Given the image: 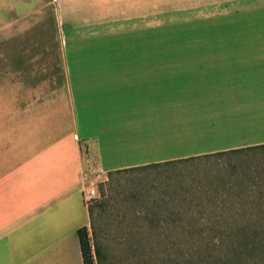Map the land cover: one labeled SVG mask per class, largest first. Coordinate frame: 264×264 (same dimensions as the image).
Returning a JSON list of instances; mask_svg holds the SVG:
<instances>
[{"label":"crops","instance_id":"crops-1","mask_svg":"<svg viewBox=\"0 0 264 264\" xmlns=\"http://www.w3.org/2000/svg\"><path fill=\"white\" fill-rule=\"evenodd\" d=\"M89 1L0 0V264H82L77 229L89 226L83 189L93 170L264 143L233 145L220 135L195 152H140L145 134L166 125L167 102L156 107L152 129L148 94L168 90V65L153 69L152 53L136 46L107 51L118 39L68 15ZM191 1V66L179 70L192 72L194 134L223 130L233 107L263 119L264 0ZM102 3L118 14L120 34L133 31L135 0ZM96 45L99 58L90 51ZM122 156L152 159L114 162Z\"/></svg>","mask_w":264,"mask_h":264},{"label":"rangeland","instance_id":"rangeland-1","mask_svg":"<svg viewBox=\"0 0 264 264\" xmlns=\"http://www.w3.org/2000/svg\"><path fill=\"white\" fill-rule=\"evenodd\" d=\"M102 1L91 0L81 11L68 15L78 22L87 19L92 26L97 24L89 30L94 35L103 26L106 34L118 39L107 51L131 52L136 46L137 51L152 53L153 69L168 65V90L148 94V103L153 106L152 129L158 125L156 107L163 103H168L167 117L163 118L167 126L155 130L163 129L162 133L145 134L140 152H195L219 144L220 135L233 145L264 138V118L251 121L245 109L246 115H241L236 107L232 108L233 121L223 130L194 134L192 72L179 70L191 66L184 61L193 52L195 36L191 0H135L136 17L129 20L133 31L123 34L118 14L104 12ZM91 50L99 58L103 48L96 45ZM100 61L96 58L91 65L95 68ZM97 172L93 170L89 178L94 181L97 197L86 205L92 210L88 235L100 252L99 264H183L186 256L194 264L198 247L206 248L211 257L227 250L233 237L223 234H232L235 220L243 224L258 221L264 233V145L125 165L96 177ZM217 237L222 243H215Z\"/></svg>","mask_w":264,"mask_h":264},{"label":"trees","instance_id":"trees-1","mask_svg":"<svg viewBox=\"0 0 264 264\" xmlns=\"http://www.w3.org/2000/svg\"><path fill=\"white\" fill-rule=\"evenodd\" d=\"M87 210L90 220L91 207L87 206ZM237 221L233 222L234 229H232V234H223L224 236L232 235L231 237H233L227 243L229 246L227 250L216 253L211 257L206 248L198 247L194 252L199 256L194 264H264V233H261L258 221H248L247 224ZM77 238L82 264H99L100 252L95 247V243L90 242L88 228L85 226L79 227L77 229ZM215 243H222V239L217 237ZM188 257L184 258L185 262L183 264H193L189 262Z\"/></svg>","mask_w":264,"mask_h":264},{"label":"built area","instance_id":"built-area-1","mask_svg":"<svg viewBox=\"0 0 264 264\" xmlns=\"http://www.w3.org/2000/svg\"><path fill=\"white\" fill-rule=\"evenodd\" d=\"M96 177L99 176V172H97ZM86 185L84 186L83 189V201L85 204H87L88 202H90L92 199H95V197H97V191L96 188L94 186V181H90V180H86L85 181Z\"/></svg>","mask_w":264,"mask_h":264}]
</instances>
